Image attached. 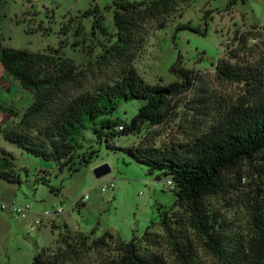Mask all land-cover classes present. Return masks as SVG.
<instances>
[{
	"label": "rangeland",
	"instance_id": "374dc122",
	"mask_svg": "<svg viewBox=\"0 0 264 264\" xmlns=\"http://www.w3.org/2000/svg\"><path fill=\"white\" fill-rule=\"evenodd\" d=\"M119 1L95 0L97 22L103 32L93 28L91 16L82 13L92 0H39L36 6L26 5L18 16L20 25L4 21L0 43L14 49L42 52L58 48L62 57L87 74L83 84L95 86L102 75L95 72L93 61L102 47L113 41L112 10ZM19 5L11 4L17 12ZM208 11V13H207ZM180 13V16L178 14ZM100 18V20H99ZM189 24L197 33L175 27ZM79 25L82 31L75 35ZM264 0H193L181 7L156 30V22L144 26L140 49L131 67L148 85H167L177 81L168 71L180 57L181 66L194 74L191 89L179 96L171 117L161 125L140 134L97 139L91 126L73 137L74 153L69 167L74 169L79 158L88 159L78 171H61L52 161H43L6 143L0 135V151L13 158V171L18 184L0 180V204H29L31 211L24 218L0 209V264H31L33 255L45 248L55 249L58 235L80 232L89 239L109 232L113 237L102 249L89 253L84 264H101L117 257V241L139 238L145 229L158 241L156 251L164 264H181L172 253L164 233L157 226L158 211L168 210L174 203L173 193L165 187V178L158 172L148 174L147 167L136 163L122 149L143 144L145 137L156 147L183 144L193 133L210 129L219 115L231 106L246 101L248 105L264 101ZM234 56V57H232ZM226 62L234 67H252L263 73V93L251 96L245 87L218 78L215 66ZM93 72V73H92ZM31 95L22 91L0 67V104L12 109L17 117L0 113L4 130L15 124ZM143 101L122 102L111 119L117 121L116 132L127 125ZM121 127V128H119ZM147 141V140H146ZM105 145L112 147L108 149ZM107 165L109 173L95 179L92 170ZM264 151L254 160L242 162L223 175L220 193L204 198V207L225 248L219 259L204 246V239L191 230L184 231L192 252L188 264H227L232 251L246 252L256 238L259 216L264 232ZM41 178H44L43 182ZM111 184V189L106 187ZM101 187L104 191H100ZM49 188L59 189L51 193ZM86 196L83 204L75 205ZM61 208L62 213L30 231L33 218L43 210ZM180 210L178 215H181ZM94 230L93 234L90 231Z\"/></svg>",
	"mask_w": 264,
	"mask_h": 264
},
{
	"label": "trees",
	"instance_id": "16d2710c",
	"mask_svg": "<svg viewBox=\"0 0 264 264\" xmlns=\"http://www.w3.org/2000/svg\"><path fill=\"white\" fill-rule=\"evenodd\" d=\"M94 1L82 17L91 16L93 28L103 32L95 16L98 7ZM192 1H119L107 6L106 9L112 10L113 41L102 47L93 61L92 66L102 75V80L91 87L83 84L87 74L62 57L60 42L56 49L46 48L35 53L0 43L1 69L32 97L15 124L4 130L0 126L3 140L28 155L54 162L59 171L67 168L73 173L88 162L81 157L74 169L69 167L74 153L73 137L87 126H91L97 139L103 138L106 142V136L114 138L142 132L146 136L148 130L166 122L173 113L176 99L191 89L194 74L181 66L178 56L168 69L177 81L163 86L148 85L131 67V62L141 47L145 24L156 22L155 29L161 30L168 16L181 7H188ZM182 29L198 32L189 24H180L174 33ZM79 31L81 33L82 28L77 25L76 36ZM215 74L223 81L241 84L251 96L263 93L261 69L219 62ZM129 101H143V104L128 124L116 132L114 128L118 124L111 116L120 103ZM0 113L17 117L12 109L1 104ZM144 139L143 144L122 151L146 166L148 174L158 172L175 187L173 205L168 210L158 211L156 222L175 258L181 264L189 263L192 248L184 234L189 229L204 239V246L212 255L223 260L225 248L203 201L221 192L225 173L238 168L242 162L254 160L264 151V101L250 105L244 101L231 106L219 115L210 129L193 133L183 144L156 147L147 137ZM260 167L264 171V166ZM0 180L19 183L13 171V158L4 151H0ZM49 191L56 194L59 189L49 188ZM179 210L181 215H178ZM256 222L258 233L251 249L232 251L227 264H264V232L259 216ZM93 233L91 230L90 234ZM112 237L109 232L95 239L80 232L59 234L55 249L40 250L33 255L31 264H84L89 253L105 248ZM116 245L117 257L101 264H164L156 251L158 241L147 229L139 238L132 236L126 243L118 240Z\"/></svg>",
	"mask_w": 264,
	"mask_h": 264
},
{
	"label": "built area",
	"instance_id": "2783aa9c",
	"mask_svg": "<svg viewBox=\"0 0 264 264\" xmlns=\"http://www.w3.org/2000/svg\"><path fill=\"white\" fill-rule=\"evenodd\" d=\"M121 128V127H119ZM165 187L167 190L173 192L175 190V187L173 183L169 179H165ZM112 185L109 184L106 189H111ZM100 191H104V188L101 187ZM86 200V196H81L76 202L75 205L83 204ZM1 210H6L10 215H15L19 218H24L26 214H28L31 211V205L29 204H15V203H9V204H0ZM62 213L61 208L53 209V210H43L42 212L36 214L33 218L32 225L30 226V231H35L44 223H48L51 219L56 217L57 215Z\"/></svg>",
	"mask_w": 264,
	"mask_h": 264
},
{
	"label": "crops",
	"instance_id": "0c3cea01",
	"mask_svg": "<svg viewBox=\"0 0 264 264\" xmlns=\"http://www.w3.org/2000/svg\"><path fill=\"white\" fill-rule=\"evenodd\" d=\"M39 0H0V34H3L2 28L4 21H8L14 25H20L21 22H18L17 18L24 12L26 5H33L36 4ZM11 4L19 5L20 8L17 12H14L15 9H11Z\"/></svg>",
	"mask_w": 264,
	"mask_h": 264
},
{
	"label": "water",
	"instance_id": "95a60500",
	"mask_svg": "<svg viewBox=\"0 0 264 264\" xmlns=\"http://www.w3.org/2000/svg\"><path fill=\"white\" fill-rule=\"evenodd\" d=\"M109 167L105 164L100 165L92 170V175L95 179L101 178L109 173Z\"/></svg>",
	"mask_w": 264,
	"mask_h": 264
}]
</instances>
